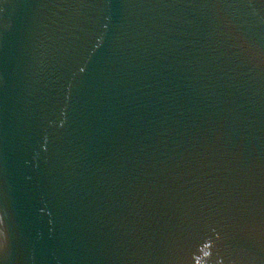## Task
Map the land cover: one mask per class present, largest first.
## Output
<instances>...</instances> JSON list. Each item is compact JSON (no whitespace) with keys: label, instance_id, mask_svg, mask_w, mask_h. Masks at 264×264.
Here are the masks:
<instances>
[{"label":"water","instance_id":"obj_1","mask_svg":"<svg viewBox=\"0 0 264 264\" xmlns=\"http://www.w3.org/2000/svg\"><path fill=\"white\" fill-rule=\"evenodd\" d=\"M0 264H264V0H0Z\"/></svg>","mask_w":264,"mask_h":264}]
</instances>
